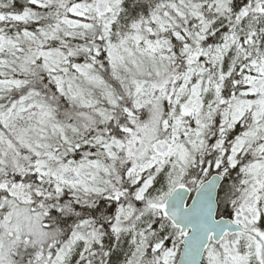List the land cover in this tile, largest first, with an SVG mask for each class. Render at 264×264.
Here are the masks:
<instances>
[{
  "label": "snow or ice",
  "instance_id": "1",
  "mask_svg": "<svg viewBox=\"0 0 264 264\" xmlns=\"http://www.w3.org/2000/svg\"><path fill=\"white\" fill-rule=\"evenodd\" d=\"M0 264H264V0H0Z\"/></svg>",
  "mask_w": 264,
  "mask_h": 264
}]
</instances>
